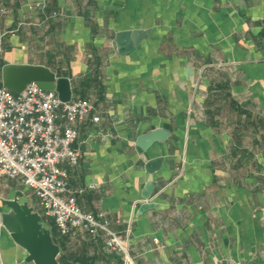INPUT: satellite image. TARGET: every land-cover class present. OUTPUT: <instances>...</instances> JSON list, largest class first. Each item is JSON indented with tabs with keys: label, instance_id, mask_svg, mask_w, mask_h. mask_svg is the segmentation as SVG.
Instances as JSON below:
<instances>
[{
	"label": "crops",
	"instance_id": "1",
	"mask_svg": "<svg viewBox=\"0 0 264 264\" xmlns=\"http://www.w3.org/2000/svg\"><path fill=\"white\" fill-rule=\"evenodd\" d=\"M126 30L142 34L119 54ZM0 33L1 66L44 65L92 99L100 118L76 126L69 185L137 264H264V0H0ZM154 128L168 135L139 152ZM17 190L36 203L0 178V197ZM57 231L59 264H123L102 234ZM24 256L0 221V264Z\"/></svg>",
	"mask_w": 264,
	"mask_h": 264
},
{
	"label": "built area",
	"instance_id": "2",
	"mask_svg": "<svg viewBox=\"0 0 264 264\" xmlns=\"http://www.w3.org/2000/svg\"><path fill=\"white\" fill-rule=\"evenodd\" d=\"M94 109L91 98L62 101L54 90L42 89L35 82L19 92L0 85V178L19 180L29 188L61 235L81 230L102 234L105 248L118 253L123 264H137L128 236L114 231L103 213L83 210L75 196L81 190L69 185L68 167L81 158L73 145L76 126L89 116L98 121Z\"/></svg>",
	"mask_w": 264,
	"mask_h": 264
},
{
	"label": "water",
	"instance_id": "3",
	"mask_svg": "<svg viewBox=\"0 0 264 264\" xmlns=\"http://www.w3.org/2000/svg\"><path fill=\"white\" fill-rule=\"evenodd\" d=\"M141 31H121L114 38V47L119 54L129 52ZM2 85L14 92L21 91L26 84L35 82L40 88L54 90L62 101L72 98L70 80L65 76H56L48 67L29 63H6L1 67ZM168 135L164 128H154L141 134L135 141L139 152L146 151L154 142L162 141ZM162 156L148 159L144 166L149 172L156 171L161 163ZM154 182H148L142 192L148 198ZM23 191L17 190L11 198L0 197V207L6 210L0 213L1 225L9 233L11 239L25 251L24 261L32 264H59V245L54 241L51 231L42 220L41 214L22 200ZM153 206L152 202L141 204L140 210Z\"/></svg>",
	"mask_w": 264,
	"mask_h": 264
},
{
	"label": "trees",
	"instance_id": "4",
	"mask_svg": "<svg viewBox=\"0 0 264 264\" xmlns=\"http://www.w3.org/2000/svg\"><path fill=\"white\" fill-rule=\"evenodd\" d=\"M3 66V65H2ZM1 65H0V70H1V67H2ZM0 85H2V83H1V80H0ZM32 207H33V209H34V206L32 205ZM35 210V209H34ZM41 214V216H42V220L44 221V223L48 226V228L50 229V231H51V234H52V237H53V239H54V241L57 243V241H56V237H55V235H56V231L57 230H55V229H57V228H55V223H54V225L51 223V222H48L47 220H46V218H45V215H43V213H40ZM48 223V224H47ZM58 232V231H57ZM59 233V232H58Z\"/></svg>",
	"mask_w": 264,
	"mask_h": 264
},
{
	"label": "rangeland",
	"instance_id": "5",
	"mask_svg": "<svg viewBox=\"0 0 264 264\" xmlns=\"http://www.w3.org/2000/svg\"><path fill=\"white\" fill-rule=\"evenodd\" d=\"M31 203L33 204L34 209H35L36 211H38L39 213H42V209H41L36 203H34L33 201H31Z\"/></svg>",
	"mask_w": 264,
	"mask_h": 264
}]
</instances>
